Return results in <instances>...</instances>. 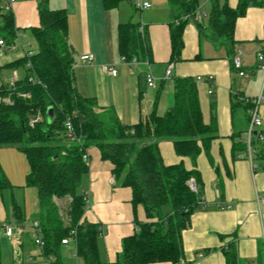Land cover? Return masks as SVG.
<instances>
[{
	"label": "crops",
	"instance_id": "obj_1",
	"mask_svg": "<svg viewBox=\"0 0 264 264\" xmlns=\"http://www.w3.org/2000/svg\"><path fill=\"white\" fill-rule=\"evenodd\" d=\"M213 1L232 10L238 3V0H197L193 18H188L182 31L177 61L171 60L173 19L167 0H122L115 8L104 7L102 0H46V5L50 10H64L67 16L68 40L75 53L72 68L75 92L83 99L93 100L98 109L112 111L123 126L144 122L152 111L164 115L172 105V78H200L195 86L202 121L213 126L215 137L205 147L198 142L200 152L194 162L177 156L170 141L158 143L164 165L180 164L187 171L198 173L200 199L205 204L204 210L190 215L188 227L181 233V262L225 264L223 250L230 248L236 252L237 264H264V104L258 109L262 124L255 129L262 136L261 143L249 156V109L242 103L264 92V71L256 60V55L264 52V5L248 7L234 23L235 56L245 73L240 77L231 70L225 51L216 49L198 34L196 25H208ZM39 2L15 0L12 5L16 39L13 48L9 45L0 48V68L20 60L24 50H35L28 29L39 25ZM143 2L149 8L139 9ZM128 22L141 26L139 31L149 49V60L126 61L120 56L118 27ZM86 54L93 56L92 62L79 59ZM170 64V77L166 78ZM111 70L116 74L111 75ZM14 74L19 80L25 71L3 70L1 77L7 82ZM149 76L153 87L147 85ZM207 77L212 81L208 82ZM210 90L212 94L208 93ZM87 153L88 172L81 192L86 195L88 206L82 220L101 226L99 253L102 262L110 264L121 252L122 240L136 232L137 223L152 220L146 218L141 205L132 204L130 188L115 185L112 166L101 159L99 151L91 146ZM0 169L10 185V189L0 193L2 238H8L4 226H18L13 218L14 204L23 218L17 227L19 238L12 244L10 260L0 250V263L48 264L32 242L31 226L37 222L39 209L36 189L26 186L29 167L25 155L12 147H0ZM59 254L64 264H81L72 243L61 246Z\"/></svg>",
	"mask_w": 264,
	"mask_h": 264
},
{
	"label": "trees",
	"instance_id": "obj_2",
	"mask_svg": "<svg viewBox=\"0 0 264 264\" xmlns=\"http://www.w3.org/2000/svg\"><path fill=\"white\" fill-rule=\"evenodd\" d=\"M5 1L0 0V39L11 46L16 29L12 7L6 10ZM121 1L102 0L106 8H115ZM167 2L173 19L171 60L177 61L182 49V31L188 18H193L197 0ZM256 4L264 5V1L238 0L234 10L213 1L208 25H196L200 37L225 51L232 71L238 72L233 66L234 23L244 16L248 7ZM37 12L39 25L28 29L35 50H30L31 55L23 52L20 60L0 68V147L15 148L27 159L26 186L37 191L36 219L44 243L39 248L42 257L48 264H64L60 248L72 243L81 264H107L102 262L99 253L101 226L82 220L88 206L86 195L81 192L88 172L83 154H87L89 162L87 149L92 146L102 160L111 164L115 185L130 188L132 204L141 205L146 218L152 220L137 223L136 232L122 240L121 252L110 264H180L183 259L181 233L188 227L190 215L204 210L199 204V176L195 170L187 171L180 164L164 165L158 143L170 141L177 156L194 162L200 152L198 142L205 147L215 137L213 126L202 121L195 79L172 78V105L164 115L152 111L144 122L123 126L112 111L98 109L93 100L83 99L75 92L72 76L75 53L68 40L64 10H50L46 0H40ZM140 27L133 22L118 27V52L126 61L149 60V49ZM19 68L25 71L23 78L12 84L10 80L3 81V70ZM250 101H242L247 110L252 107ZM48 108L52 109L50 121ZM38 116L41 121L30 126V121ZM66 120L70 121L74 135L81 138L80 144L67 137ZM258 134L256 130L252 132L251 154L260 142ZM190 179L197 185L196 193L187 185ZM8 189L10 185L0 169V193ZM64 197L71 200L68 225L64 224L54 203V198ZM13 211V218L20 226L23 218L15 204ZM64 239L69 242L62 244ZM223 253L225 264L238 263L233 249L225 248ZM49 257L53 260L49 261Z\"/></svg>",
	"mask_w": 264,
	"mask_h": 264
},
{
	"label": "built area",
	"instance_id": "obj_3",
	"mask_svg": "<svg viewBox=\"0 0 264 264\" xmlns=\"http://www.w3.org/2000/svg\"><path fill=\"white\" fill-rule=\"evenodd\" d=\"M264 1V0H262ZM15 3V0H6L4 2L5 4V9L6 10H10L12 5ZM139 9H146V8H149V4H147L146 2H143L141 3L139 6H138ZM177 23V21H176ZM12 47V45H11ZM10 47V48H11ZM0 48H6V45L5 43L3 42V40L0 39ZM13 48V47H12ZM26 52V54L28 55H31V52L30 50H24ZM24 52V53H25ZM82 62H87V63H90L92 62L93 60V56L91 54H86L84 56H81L79 58ZM124 60V58H123ZM256 60H257V64H258V67L264 71V52H260L256 55ZM29 66V64H28ZM233 66L236 70H238V75L240 77H244L245 76V73L242 72L240 69H241V66H240V62H239V59L235 56L233 58ZM171 69H172V65L170 64L165 72V77L166 78H169L170 77V72H171ZM111 75H115L116 72L115 70H111L110 72ZM16 75L14 74L12 76V78L10 79V83L12 84L14 81H16ZM200 80L199 77L195 78V81L198 82ZM29 81H33L32 78H29ZM207 81L208 82H211L212 81V78L211 77H207ZM147 85L148 87H153V82H152V78L149 76L148 79H147ZM209 94H212V91L210 90L208 92ZM251 104H252V107L249 109V112H248V115H249V125H248V129H247V145H248V154L249 156L251 155V147H250V140H251V135H252V132L256 129V128H259L261 126V118L259 116V113H258V109L259 107L264 104V92L260 93L258 96H256L255 98H253L251 101ZM65 128H66V134H67V137L80 144L81 142V138H78L74 135L73 133V128L70 124V121L69 120H66L65 122ZM258 138L261 140L262 139V136L261 134L259 133L258 134ZM83 160L84 162L88 163V157H87V154H83ZM187 185L189 187V189L193 192V193H196L198 188H197V185L195 183V181L193 179H190L188 180L187 182ZM87 202V200H86ZM199 204L201 206V208L205 209V204L202 202V200L200 199L199 201ZM87 205H88V202H87ZM3 232H4V235L9 237V238H15V240L17 241L18 239L16 237H18V234H19V228L17 227H12V226H4L3 227ZM31 234H32V242L35 246H37L38 248H42L44 243L41 239V235H40V229H39V225L37 222H34L31 226ZM69 242V239H64L61 241L62 244H67ZM50 261V259H49ZM180 264H185L183 262H180Z\"/></svg>",
	"mask_w": 264,
	"mask_h": 264
},
{
	"label": "rangeland",
	"instance_id": "obj_4",
	"mask_svg": "<svg viewBox=\"0 0 264 264\" xmlns=\"http://www.w3.org/2000/svg\"><path fill=\"white\" fill-rule=\"evenodd\" d=\"M4 103L9 104L7 100H3ZM41 121V117H35L34 119H32L30 121L31 124H29L30 126H34L37 122ZM70 198H64V199H57L55 198V204H57V208H58V212L64 222L65 225H68L69 223V219H68V210H69V202H70ZM3 234H0L1 238H0V250H1V254L6 258H8L10 260V256H12V252H13V242L15 240V238H2ZM17 238V237H16ZM19 238V237H18ZM31 238V237H30Z\"/></svg>",
	"mask_w": 264,
	"mask_h": 264
},
{
	"label": "water",
	"instance_id": "obj_5",
	"mask_svg": "<svg viewBox=\"0 0 264 264\" xmlns=\"http://www.w3.org/2000/svg\"><path fill=\"white\" fill-rule=\"evenodd\" d=\"M47 119L48 121L52 120V109L48 108L47 110Z\"/></svg>",
	"mask_w": 264,
	"mask_h": 264
}]
</instances>
